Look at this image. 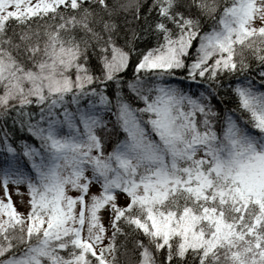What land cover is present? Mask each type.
I'll list each match as a JSON object with an SVG mask.
<instances>
[{"label": "snow or ice", "instance_id": "snow-or-ice-1", "mask_svg": "<svg viewBox=\"0 0 264 264\" xmlns=\"http://www.w3.org/2000/svg\"><path fill=\"white\" fill-rule=\"evenodd\" d=\"M0 193V264H264V0H0Z\"/></svg>", "mask_w": 264, "mask_h": 264}, {"label": "rangeland", "instance_id": "rangeland-1", "mask_svg": "<svg viewBox=\"0 0 264 264\" xmlns=\"http://www.w3.org/2000/svg\"><path fill=\"white\" fill-rule=\"evenodd\" d=\"M0 195H2V193H0ZM12 198H13L14 202H16V201H18L20 199V197H18L15 193H13V197ZM24 199L25 200L27 199V192H26V190H24Z\"/></svg>", "mask_w": 264, "mask_h": 264}]
</instances>
